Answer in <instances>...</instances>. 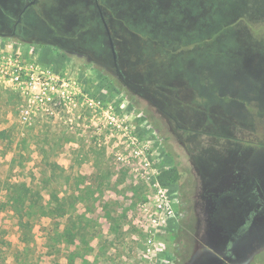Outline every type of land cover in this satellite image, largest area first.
I'll use <instances>...</instances> for the list:
<instances>
[{"label": "rangeland", "instance_id": "obj_1", "mask_svg": "<svg viewBox=\"0 0 264 264\" xmlns=\"http://www.w3.org/2000/svg\"><path fill=\"white\" fill-rule=\"evenodd\" d=\"M98 1L129 86L96 0H0V56L37 75L0 83V264H174L185 210L264 200V0Z\"/></svg>", "mask_w": 264, "mask_h": 264}, {"label": "flooded vegetation", "instance_id": "obj_2", "mask_svg": "<svg viewBox=\"0 0 264 264\" xmlns=\"http://www.w3.org/2000/svg\"><path fill=\"white\" fill-rule=\"evenodd\" d=\"M21 18L22 15L17 20V26L18 22L22 21ZM102 23L107 31L106 24L103 20ZM106 23L112 35L107 20ZM15 27L16 25L14 29ZM11 33L14 34L16 31L13 30ZM120 73L121 76L119 78L123 80L126 86H129L121 70ZM155 105L166 118L177 120L172 113L163 109L162 106L159 104ZM179 123V128H184L185 132H189L190 129L188 127ZM256 200L254 201V206L247 205V210L245 209L242 213H238L232 218L223 219L216 229L213 227L214 225L210 217L206 214L196 212V215H192L190 211L184 209L185 211L181 218L184 221L182 237L186 241L184 248L189 249L191 258L186 259L180 253L179 255L176 254L177 258L174 264H253L261 255L257 254L255 257L252 256L256 250L259 253L264 252V200L261 197H258ZM186 226L190 229L188 230ZM192 232L195 234H191ZM180 249L181 247L178 246L176 252H179Z\"/></svg>", "mask_w": 264, "mask_h": 264}, {"label": "built area", "instance_id": "obj_3", "mask_svg": "<svg viewBox=\"0 0 264 264\" xmlns=\"http://www.w3.org/2000/svg\"><path fill=\"white\" fill-rule=\"evenodd\" d=\"M33 68L26 67L22 64L21 59L17 57V59H13L12 56L10 57H4L0 56V83H4L6 85L13 86L17 90H19L22 93H28L32 90V88L36 87L37 81H36V72L33 71ZM43 73L42 81H39V83L43 84H49L50 89H55V83L53 80L51 82H48V77L45 78V74ZM49 99H53V97L49 96ZM33 109L30 107H23L21 110V119L24 122H31ZM136 142L135 140V144ZM139 146V145H138ZM146 146H141L140 150H138L139 153H142L144 156V165L146 168H151V162L147 156V151H145ZM147 149V147H146ZM156 185L158 187V196L159 197V203H157L158 210L162 212H167V214H170L173 212V207L170 201V197L166 192V189L164 186H162L158 179L156 180ZM158 219L162 218L161 214L157 215ZM156 220V218L154 219Z\"/></svg>", "mask_w": 264, "mask_h": 264}, {"label": "trees", "instance_id": "obj_4", "mask_svg": "<svg viewBox=\"0 0 264 264\" xmlns=\"http://www.w3.org/2000/svg\"><path fill=\"white\" fill-rule=\"evenodd\" d=\"M179 178L180 171L177 165L166 168L157 175V179L162 186H168L169 184L175 183Z\"/></svg>", "mask_w": 264, "mask_h": 264}, {"label": "water", "instance_id": "obj_5", "mask_svg": "<svg viewBox=\"0 0 264 264\" xmlns=\"http://www.w3.org/2000/svg\"><path fill=\"white\" fill-rule=\"evenodd\" d=\"M96 4H97V7L99 9V13L101 15V18L105 22L106 27H107V32H108V36H109L110 46H111V50H112L113 58H114V64H115V67H116V70H117V75L121 76V73H120V70H119V66H118V63H117V54H116V49H115V46H114V41H113L112 35L110 33V30L108 28V25L106 23V20H105L104 14H103V10H102L101 5H100L98 0H96Z\"/></svg>", "mask_w": 264, "mask_h": 264}]
</instances>
